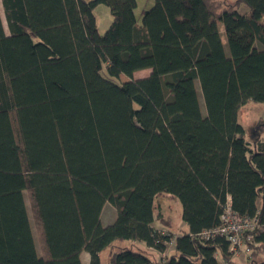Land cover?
I'll return each mask as SVG.
<instances>
[{
    "label": "trees",
    "instance_id": "trees-1",
    "mask_svg": "<svg viewBox=\"0 0 264 264\" xmlns=\"http://www.w3.org/2000/svg\"><path fill=\"white\" fill-rule=\"evenodd\" d=\"M0 1V264H82V252L102 264L114 241L173 249L108 264H238L223 236L201 235L228 200L254 219L246 264H264V143L237 122L264 103V0H154L140 24L136 0ZM160 196L179 200L186 230L155 214ZM105 204L116 215L103 226Z\"/></svg>",
    "mask_w": 264,
    "mask_h": 264
},
{
    "label": "rangeland",
    "instance_id": "rangeland-1",
    "mask_svg": "<svg viewBox=\"0 0 264 264\" xmlns=\"http://www.w3.org/2000/svg\"><path fill=\"white\" fill-rule=\"evenodd\" d=\"M217 1H225V0H217ZM233 1V0H230ZM137 7L135 9V18L138 24L141 22V17L144 11L150 9L154 5V0H136ZM241 14H244L247 11L245 6H240L239 9ZM94 16L96 18V24L99 34H104L106 28L111 22V15L110 11L106 6L100 5L94 10ZM0 14L4 26L5 33L8 34L7 24L5 21V17L3 14V9L1 6L0 1ZM219 32L221 34V41L223 43L224 49L227 52V44L226 38L224 35V30L222 24L219 23L218 25ZM102 76L105 78L111 79L108 77L106 71L103 69L101 71ZM150 74V70H142L135 72L132 75L133 79H141L145 78ZM113 82H117L116 79H111ZM130 79L126 76H119L118 81L120 83L129 81ZM195 88L197 91V98L200 105V109L205 113V108L203 104L202 95L200 93L199 84L195 81ZM237 122L243 127L244 129V138L251 144V147H255L256 141H261L264 143V131L262 129V124L264 123V103H255L252 101H248L244 106H242L237 115ZM25 204L27 208V213L31 225V231L33 234L35 247L40 254L41 248L39 244V239L37 235L35 221L31 211L30 201L28 200L27 194L25 193ZM155 206V214L160 217L162 223L167 225L172 232H179L182 229L183 222L181 220V204L178 199L176 198H169L168 196H160L154 200ZM116 215L115 209L110 204H105L102 212H101V223L103 226H106L113 222ZM186 227V226H185ZM167 249L162 254H156V260H164L170 253H172L173 245L171 243L167 244ZM129 249L133 251H147L151 252L146 249L142 244L132 243L131 241H114L104 252L100 254V260L102 264H108L109 255L114 251ZM243 253V252H242ZM241 252L238 255H233L234 259L238 258L242 254ZM84 254V255H83ZM82 258L85 260V252H83ZM244 257V256H243ZM243 259V258H241ZM239 261H242L239 259ZM243 262V261H242Z\"/></svg>",
    "mask_w": 264,
    "mask_h": 264
},
{
    "label": "built area",
    "instance_id": "built-area-1",
    "mask_svg": "<svg viewBox=\"0 0 264 264\" xmlns=\"http://www.w3.org/2000/svg\"><path fill=\"white\" fill-rule=\"evenodd\" d=\"M253 228L254 219L240 217L231 209L228 200L220 215V224L215 228L203 231L201 235L206 239L216 235L223 236L228 243V251L232 255H238L240 252L247 254L246 242L253 243L254 237L249 233Z\"/></svg>",
    "mask_w": 264,
    "mask_h": 264
},
{
    "label": "crops",
    "instance_id": "crops-1",
    "mask_svg": "<svg viewBox=\"0 0 264 264\" xmlns=\"http://www.w3.org/2000/svg\"><path fill=\"white\" fill-rule=\"evenodd\" d=\"M240 12V11H239ZM160 229V228H159ZM187 228L185 227V225H182V229L181 230H186ZM163 231H165V229H162ZM174 233H177V232H174ZM149 251H151L152 253H154V254H159V253H155V252H153L152 250H150V249H148ZM82 254H83V252L81 253V256H80V258H81V262H82V264H90V262H89V256H88V254L87 253H85V260H83V258H82ZM242 254H244V253H242ZM248 254V253H247ZM247 254H244V255H241L239 258H238V260H237V258H235L234 260L238 263V264H246V258H247ZM84 255V254H83ZM244 256V257H243ZM241 258H243V259H241ZM239 259L240 260H242V261H239Z\"/></svg>",
    "mask_w": 264,
    "mask_h": 264
}]
</instances>
